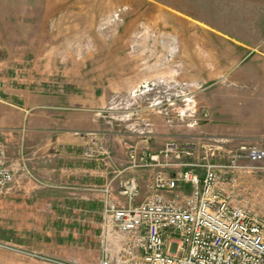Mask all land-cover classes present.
<instances>
[{
	"label": "rangeland",
	"instance_id": "obj_1",
	"mask_svg": "<svg viewBox=\"0 0 264 264\" xmlns=\"http://www.w3.org/2000/svg\"><path fill=\"white\" fill-rule=\"evenodd\" d=\"M229 35L264 45V0H0V137L6 142L22 124L27 105L81 108L86 96L96 100L103 92L106 105L91 109L101 139L106 132L134 143L147 137L134 129L152 127L153 151L170 141L194 143V155L181 161L198 163L212 148L228 164L231 149L251 142L217 147L205 140L210 146L203 149L199 97L181 76L223 75L233 57ZM166 96L175 102L169 115L151 106ZM185 107L191 114L181 117ZM241 164L223 171L224 188L230 191L227 181L235 177V200L264 214V160ZM7 209L0 199V244L11 247L0 246V264L99 263L101 251L86 252L90 245L64 233L16 239L4 231Z\"/></svg>",
	"mask_w": 264,
	"mask_h": 264
},
{
	"label": "crops",
	"instance_id": "obj_2",
	"mask_svg": "<svg viewBox=\"0 0 264 264\" xmlns=\"http://www.w3.org/2000/svg\"><path fill=\"white\" fill-rule=\"evenodd\" d=\"M228 38L233 57L223 75L181 78L192 84L191 90L199 97L203 136L246 140L264 147V45ZM94 100L89 94L81 108L59 103L23 107L22 124L5 142L16 181L0 194L9 208L4 231L16 234V239H52L64 233L69 240L90 245L84 247L86 252L91 249L99 257L103 188L108 182L117 176L112 191L121 199L118 180L136 175L138 203L155 191L157 168H130L121 136L110 138L101 132L104 140L98 137L97 142L110 152L85 154L97 130L91 109L106 105V93ZM36 108L51 114L39 115Z\"/></svg>",
	"mask_w": 264,
	"mask_h": 264
},
{
	"label": "built area",
	"instance_id": "obj_3",
	"mask_svg": "<svg viewBox=\"0 0 264 264\" xmlns=\"http://www.w3.org/2000/svg\"><path fill=\"white\" fill-rule=\"evenodd\" d=\"M149 86L153 90L156 85ZM174 105L172 96L155 97L151 102L152 107L166 115ZM177 112L181 117L191 114L188 107ZM122 116L119 120L125 122L128 115ZM134 131L147 137L134 143L125 142L129 167L157 168L155 191L138 203L140 184L136 175L118 180L121 199L115 198L112 191L117 176L103 188L98 264H264V214L235 200L238 184L235 177L227 181L230 191L224 188L223 178L224 170L235 172L245 167L241 164L244 160L263 161L264 147L242 142L229 151L228 164L217 161L221 151L210 148L211 153L206 152L202 161L191 163L180 159L194 155L197 149L194 143L179 146L170 141L159 151H153L149 144L153 128ZM92 136V145L86 147L85 154H108V148L97 142V133ZM205 140L217 147L231 141L202 136L197 143L203 149L210 146ZM173 157L177 159L175 162ZM173 168L176 170L172 171ZM15 181V167L0 137V194Z\"/></svg>",
	"mask_w": 264,
	"mask_h": 264
}]
</instances>
